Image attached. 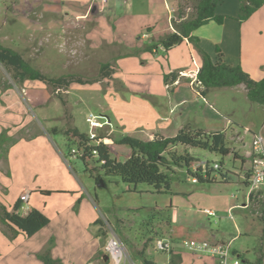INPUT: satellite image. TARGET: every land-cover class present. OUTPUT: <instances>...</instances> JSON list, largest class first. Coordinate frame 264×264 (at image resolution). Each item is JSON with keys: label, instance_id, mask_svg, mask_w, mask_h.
Returning a JSON list of instances; mask_svg holds the SVG:
<instances>
[{"label": "rangeland", "instance_id": "1", "mask_svg": "<svg viewBox=\"0 0 264 264\" xmlns=\"http://www.w3.org/2000/svg\"><path fill=\"white\" fill-rule=\"evenodd\" d=\"M195 1L184 4V10L188 15L194 11ZM69 3L68 0H0L1 45L18 51L32 67L48 77L63 75L71 76L73 79L98 80L92 84L72 83L68 89L52 92L50 85L41 81L28 79L20 81L14 78L13 71L0 64V107H3V110L0 108V134L5 130L7 132L14 120H31L26 128L28 132L24 130L20 132L25 136L24 146L26 149H32L35 144L38 146L48 144V148L55 152L60 160L64 157L63 165L68 176V178L66 176L65 184H73L78 192L76 201L79 198L83 201L78 214L79 218L76 221L73 218L70 225L66 224V231L62 233L58 228L60 223L57 220L52 224L55 236L58 238L57 248L60 255L66 256L69 260L76 245H84V250L90 248L91 242L86 243L85 239L92 230L85 225L80 230L79 225L80 220L88 221L95 216L97 220L91 225L92 228L99 229L102 226L106 240L115 235L123 242L128 254L124 264H145L144 260L152 261L153 264H169V259L172 257L169 258L168 254L155 249V239L169 236L168 221L172 206L175 208L178 224L190 226L191 229H204L205 234L202 238L210 240L216 238L215 240L219 242H229L231 250L235 249L244 258L254 260L255 252L259 247L264 252V222L260 218L264 215L263 199L250 201L244 208L239 205L245 201L244 179H246L249 165L251 142V134L246 133L244 128L264 136V106L249 101L244 95L245 92L236 93L233 89H225L227 87L211 88L203 98L199 95V97L187 95L188 102L182 108L187 106L185 115L189 118L191 128L205 131L224 130L227 147L230 149L228 155L223 156L197 147L187 148L185 153L182 145H176L172 148L175 155H188L191 161L188 166L183 164L182 166L172 165L168 170L163 168L169 175V189L161 192L146 183L127 184L119 175L105 174L95 159L83 162L79 158L77 141L72 139L73 142L69 143L64 130L68 127L76 128L90 138L93 136L92 133L95 136L102 134L119 138L121 135L114 130L113 98L115 94L126 98L130 95L131 91L126 89L127 84L122 79L125 72L143 71L144 74L148 71L153 72L157 67L160 71L169 74L170 66L176 64L170 60L167 62L165 50H160L155 58L149 60H143L140 55L126 52L125 47L122 51L127 53L126 55H120L119 51L115 55V45H107L104 41H100L104 28L108 26L110 29L111 24L105 19L102 22L98 20L101 30L97 28L96 38H93L92 28H96L93 26H96L97 22L90 17L80 18L77 14L76 16L66 15L65 6ZM61 7L63 8L60 9ZM79 9H83L82 5ZM108 32H111V29ZM113 36L115 39L117 34ZM149 39L143 42L146 43ZM118 47L116 46V49ZM215 55L216 52L212 57ZM185 58V63L179 60L177 64L184 65L180 68L187 70L194 59L189 56L187 50ZM105 62L111 63L114 69L110 79L99 78L100 67ZM173 69L174 67L171 70ZM132 79L140 81L150 79L151 82H158V79L150 73ZM159 85L154 84L155 87ZM3 87L5 91L8 90L7 94L3 91ZM24 87L30 89L28 96L30 95L31 102L34 101L31 105L26 104L29 102L28 98L18 92ZM15 94L17 96L13 99L10 95ZM9 106H11L10 109H7ZM8 112L15 113L17 118L7 122L3 115ZM20 113L25 118H22ZM89 115L98 116L99 121L102 122L107 121L109 117L112 124L104 123L100 128L90 129L87 121ZM45 118L50 121L42 120ZM126 120L129 121L128 117ZM194 122L196 123L193 124ZM51 128H55L56 133L52 132ZM103 140L105 143L112 142L109 138ZM69 146L70 149H68ZM71 149L76 154H72ZM241 158L245 159L244 163L241 162ZM119 159L122 160L123 157ZM214 163H218L220 168L212 169ZM205 166L209 170V181L192 182L193 175L188 173V170L204 169ZM220 173L225 174L226 177H222ZM43 180L47 186L56 188L60 187V182L64 179L60 171L43 176ZM99 180L103 181V186L97 185ZM38 185L44 188L41 183ZM64 196L63 194L52 195L49 200H46L50 203L46 205L45 214H51L54 211L52 200L58 201ZM20 197L25 201L28 194L23 193ZM229 207H232L230 212ZM206 208L212 210L214 216L205 214L203 209ZM18 213L22 215V209H18ZM46 230L47 227L40 230L37 238L36 234L27 239L29 247L31 241H38L41 245L49 237V232L40 234ZM0 233L11 239L8 232L5 233L0 229ZM14 245L17 246L15 243ZM19 245L17 247L20 250L26 246L23 243ZM77 250L78 247L75 252ZM184 251L187 250L175 246L170 254L175 258L173 264H214L209 261L201 262L202 256L195 258L190 251H188L190 254ZM139 252H144V255H139ZM182 253H184L183 257ZM3 256L5 255L0 257L1 264H6L7 260H4ZM239 259L242 262V258L239 257Z\"/></svg>", "mask_w": 264, "mask_h": 264}, {"label": "crops", "instance_id": "2", "mask_svg": "<svg viewBox=\"0 0 264 264\" xmlns=\"http://www.w3.org/2000/svg\"><path fill=\"white\" fill-rule=\"evenodd\" d=\"M68 2L70 3L65 6L64 11L66 15L73 14L76 16L77 14L80 18L90 17L91 20L97 22V25L93 26L96 28H92L93 38H96L97 28L101 30L98 20L102 22L105 19L111 24V32H108L110 29L106 26L101 34L102 38L100 41H104L107 45H115V55H117L118 51L120 55H126L127 53L122 51L123 47H125L126 52L140 55L143 60H149L155 58L160 50L164 51V48L159 45L156 53L136 51V49L173 32L174 28L172 27L171 19L173 17L178 19L177 10L180 6L183 7L185 3H190L192 0H68ZM71 2L72 6L70 7ZM78 4L79 6L82 5L83 9H79ZM216 13L225 17L223 22L218 24L210 20L198 27L193 32V35L198 39L196 44L184 39L180 44L166 52L167 62L170 60L176 64L172 66L174 67L173 70H171L172 67L170 66L169 74L172 72L178 74L175 79L169 78L168 84H171L169 88L163 80V76L166 73L160 71L157 67L154 68L153 72L148 71V73L144 74L143 71L125 72V76L122 79L127 84L125 85L126 89L131 91L130 95L126 98L115 94L113 98L115 106V113L112 112L115 121L114 130L119 135L127 134L134 137L139 135L141 139H153L154 136H173L181 127L190 124L189 118H186L187 115H185L187 114L185 111L187 106L184 109L182 107L188 102L186 99L187 95L189 97H199L192 90L190 81L195 77V69L201 65V51L213 56L216 48L219 47L226 63L239 65L255 80H260L264 77V4L245 20L238 19L239 0H219ZM113 34H117L115 39ZM150 37L151 39H149ZM146 39L149 40L144 43L143 40ZM116 46H119L118 49H116ZM186 50L189 56L194 59L193 64L187 70L180 68L184 67V65L179 66L180 64H177L179 60H183L185 63ZM149 73L155 79H158V82H151L152 80L150 79L147 81L132 79L140 78ZM154 84L160 85L155 87ZM4 88L3 91L6 90ZM225 89H233L236 93L245 92L243 85ZM5 92L7 94L8 90ZM18 92L28 98L29 102L26 104L31 105L34 102H31V97L30 95L28 96L30 93L29 88L24 87L22 91ZM209 92L210 90L207 94ZM185 93L186 95H184ZM244 95L246 96L245 93ZM10 96L15 99L14 97L17 95ZM13 102L17 103L18 101ZM10 107L7 109H10ZM12 107L15 108L16 106L12 105ZM0 108L3 110V107ZM118 111L122 112V114L120 115ZM19 115L22 117L21 113ZM4 117L7 122H11L17 118V115L8 112L3 115ZM126 117H128L129 121L126 120ZM107 119L112 124L111 118L107 117ZM42 120L50 121V119L46 118ZM30 122L31 120L29 121L28 119L23 121L14 120L11 122L12 127L8 128L7 132L5 130L0 134V214L2 207L10 210L23 193H27L28 198L22 201V206L20 207L23 211L22 215H26L32 208L39 209L45 214L46 205L50 203V201L46 200H49L52 195L63 194L65 196L61 200L58 198V201H51L54 211L51 214H45L49 218V223L45 226L47 230L40 233L46 234L49 232V237L41 245L38 244V241H31V246L29 247L27 241V239L32 238L36 234L35 237L37 238L39 231L29 238L21 236V234L13 235L8 226L0 219V229L5 233L8 232L11 238L8 239L5 234L2 235L0 233V257L5 255L3 259L7 260L6 264H44L43 255H49L57 264H88L91 261H97L107 237L100 233L102 226L99 229L96 227L92 228L91 225L97 220L95 216H92L88 221L80 220L81 224L79 225L80 230L84 225L92 230L85 239L86 243L91 242L90 248L84 250V245H76L73 248V254H69V260H67L66 256L60 255V251L57 248L58 238L55 236L52 224L57 220L60 223L58 228L61 229L62 233L66 231V224L70 225L73 218L75 221L79 218L78 214H80L83 201L81 198L76 201L78 192L73 184H65L68 176L63 165L64 157L63 161L60 160L56 153L48 148V144L40 145L42 150L38 144H35L32 149H26L24 146V143H26L25 136L20 132L26 131ZM30 136L31 134L28 139ZM60 171L64 179L60 182V187H50L43 182V176L56 174ZM38 183H41L44 188L39 186ZM170 208V224H178L174 212L175 208H172V206ZM187 227L192 233H197V229L199 230V228L191 229L190 226ZM172 233L173 229L170 226L169 236L172 237ZM215 234L218 236L217 233ZM211 237L213 238V233ZM178 239L182 238L176 237L173 240ZM213 239L215 240L216 238ZM14 243L17 246H20V243L26 246L20 250ZM76 247H78L77 252H75ZM184 252L190 254L188 251ZM183 254H181L182 257ZM191 255H194L195 258L199 256L192 253ZM170 256L175 259L172 255H169V258ZM200 256H202L201 262L209 261L216 264L209 256Z\"/></svg>", "mask_w": 264, "mask_h": 264}, {"label": "trees", "instance_id": "3", "mask_svg": "<svg viewBox=\"0 0 264 264\" xmlns=\"http://www.w3.org/2000/svg\"><path fill=\"white\" fill-rule=\"evenodd\" d=\"M219 0H196L194 11L188 15L184 7L180 6L177 10V17L171 19L173 32L143 45L136 51H146L156 53L159 45L165 52H168L172 47L180 44L184 39L190 42L197 43V37L193 32L203 24L210 20L221 24L224 20L223 15L216 13V7ZM264 4V0H239L238 19L245 20ZM216 55L212 57L208 53L201 51V65L198 68L196 77L201 82L203 87L200 92V97H204L211 88L234 87L243 85L246 97L249 101L261 104L264 106V77L260 80L253 79L239 65L228 64L223 60V54L220 49L216 48ZM0 64L13 71V77L22 80H36L50 85L52 92L68 89L72 83L92 84L98 80H81L73 79L69 76L48 77L40 70L32 67L18 52L12 48L0 44ZM114 69L109 62H105L100 67V79L112 78ZM176 72L167 75L164 74L163 80L168 84L169 78L175 79ZM59 94V93H58ZM52 132L56 133L55 128ZM68 137L69 143L77 141L78 155L83 162L95 159V162L100 164L105 174L119 175L123 182L127 184L146 183L154 187L158 192L169 189V175L163 170L171 168L172 165L182 166L189 165L191 161L188 155L176 156L172 148L176 145H182L185 148V153L190 147H197L210 152L220 153L225 156L230 153L227 147L226 132L223 130L205 131L203 129H193L191 126L185 125L181 127L173 136H155L153 139H140L131 135H121L119 138H112L106 135H98L92 138L85 133H81L76 128L68 127L64 130ZM111 139V143H105L103 139ZM73 139V141H72ZM70 149V146L69 148ZM72 150V149H71ZM72 154L73 151H71ZM123 157L122 160L119 157ZM244 163L245 159L241 158ZM87 164V163H86ZM207 168V176L209 170ZM213 169V168H212ZM219 169V168H218ZM188 173L197 177L198 181H209L208 177L203 178L201 168ZM222 177L225 174L220 173ZM249 176V171L246 172V179ZM98 181V178L96 179ZM245 182V181H244ZM22 198L15 201L12 208L7 210L2 207L0 218L4 224L12 231L13 235L21 234L25 237H31L42 228L48 225L49 218L39 209L32 208L26 215L18 213V209L22 206ZM264 211V199L262 201ZM264 222V215L260 216ZM170 224V220L168 222ZM173 229L172 238H183L185 236L191 238H202L205 234L204 229L197 230V233H192L189 228L182 224H170ZM101 228L100 233L104 232ZM235 253L238 251L234 250ZM139 255H144V252H139ZM242 258V264H264V252L261 247L255 252V259L248 260L239 254ZM180 257V255L178 256ZM44 264H57L49 255H43ZM174 259L170 258V264H173ZM145 264H153L152 261L144 260Z\"/></svg>", "mask_w": 264, "mask_h": 264}, {"label": "built area", "instance_id": "4", "mask_svg": "<svg viewBox=\"0 0 264 264\" xmlns=\"http://www.w3.org/2000/svg\"><path fill=\"white\" fill-rule=\"evenodd\" d=\"M198 68L195 69V77L191 79L190 86L194 93L200 96L203 87L196 77ZM170 85L171 84H167L166 86L169 87ZM99 120L98 116L89 115L87 121L89 122L90 129L100 128L104 123L110 124L108 119L103 122ZM244 130L246 133L251 134V142L249 146V165L247 168L249 176L247 180L243 178L246 191L244 194L245 201L239 205L241 208L247 207L250 201L264 199V136L261 135V133H252L248 128H244ZM92 135V137L95 136L93 133ZM218 168H220V165L214 163L213 169ZM195 170L196 169H192V172H195ZM201 175L203 178L209 177L207 176L206 166L204 169H201ZM191 181L197 182L198 179L192 176ZM231 210L232 207H229L228 211L230 212ZM203 212L208 216H214V212L210 209H203ZM175 246H180V248L190 251L195 255L209 256L216 264H242L239 255L236 254L234 250H231L229 242H219L214 239L210 240L206 238H182L173 240L171 236L158 237L155 239V249L168 255L173 252ZM104 255L107 256L106 261H104ZM127 258L128 254L123 242H121L117 236L112 235L106 240L100 259L91 261L88 264H124Z\"/></svg>", "mask_w": 264, "mask_h": 264}, {"label": "water", "instance_id": "5", "mask_svg": "<svg viewBox=\"0 0 264 264\" xmlns=\"http://www.w3.org/2000/svg\"><path fill=\"white\" fill-rule=\"evenodd\" d=\"M98 186H103L104 185V183H103V181L102 180H99V183L97 184ZM107 260V256L106 255H104V261H106Z\"/></svg>", "mask_w": 264, "mask_h": 264}]
</instances>
